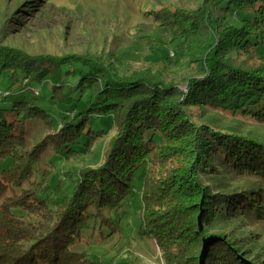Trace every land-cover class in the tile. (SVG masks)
Here are the masks:
<instances>
[{"label": "trees", "instance_id": "1", "mask_svg": "<svg viewBox=\"0 0 264 264\" xmlns=\"http://www.w3.org/2000/svg\"><path fill=\"white\" fill-rule=\"evenodd\" d=\"M199 11L204 39L193 59L199 68L185 78L184 92L171 82L164 84L152 65L144 74L137 69L122 72L89 53L71 55L81 60L75 67L66 64L68 56L30 55L0 46V68H12L28 83L49 82L51 99L66 112L54 127L35 96L0 107V187L8 183L15 188L0 203V264H102L81 246L82 233L90 224L118 230L109 213L131 193L132 176L142 164L139 233L156 242L167 264H251L208 231L214 211L239 207L259 215L264 187L213 193L199 174L213 170L211 158L219 157L225 167L251 173L264 186V141L193 125L183 112L197 106L264 123V0H204ZM238 12L247 16L233 24L225 21V14ZM185 17L187 13L169 19L175 26L172 34L182 38L177 57L196 31ZM71 75L78 77L66 84L65 77ZM7 92L0 101L11 94ZM100 116L111 117L107 130L93 128L91 119ZM37 122L49 132L28 149ZM110 132L102 162L68 173L73 183L67 194L60 183L54 190L53 168L46 173L40 166L46 145L75 155L80 153L75 146L84 140L89 153L93 141ZM6 158L11 162L4 166ZM177 158L179 167H166ZM16 190L21 193L15 195ZM251 195L261 202L256 204ZM29 214L43 221L31 222ZM78 244L80 249L75 248Z\"/></svg>", "mask_w": 264, "mask_h": 264}, {"label": "rangeland", "instance_id": "2", "mask_svg": "<svg viewBox=\"0 0 264 264\" xmlns=\"http://www.w3.org/2000/svg\"><path fill=\"white\" fill-rule=\"evenodd\" d=\"M203 2L204 0H0V46L22 49L30 55L45 54L56 58L68 56L66 64L73 62L71 64L75 67L76 61L81 60L70 56L89 53L93 57H102L106 65H115L122 72L137 69L144 74L148 66L152 65L154 68L151 70L158 71L157 76L164 84L171 82L176 85L177 90L184 92L187 89L185 78L196 74L199 68V63L193 59L204 39V29H200L202 18L199 16L202 15L199 7ZM181 13H187L185 18L191 20L190 24L196 31L189 34L188 44H185L181 56L177 57L174 52L179 50L182 38L172 34L175 26L169 19H174L175 15L180 16ZM217 13L220 14V11L215 10L214 14ZM233 14H225L227 23H237L244 15L247 16L240 12L235 16ZM194 22H198V25ZM252 64L258 65L259 61L253 60ZM12 71L9 67L0 68V97L7 91L11 92L9 96L1 98L0 107L9 108L14 101L28 100L35 96L40 106L51 115L53 126H58L66 112L64 105L51 99V84L28 83L23 81L20 74L17 77ZM77 77L66 76V84H71ZM183 113L193 125L203 123L264 141V123L197 106H190ZM91 121L94 129L107 130L111 125L110 116L93 117ZM48 132L45 125L41 126L37 122L29 134L28 149ZM111 134L96 138L89 153L84 140L75 146L74 150L80 152L75 155H67L65 150L54 152L51 145H46L39 156L40 166L46 173L53 168L50 181L54 190L60 183L62 191L67 194L73 183V178L68 173L79 169L83 164L88 167L100 164ZM10 162L11 159L6 158L2 165L6 166ZM223 162L219 157L211 158L213 170L199 174L200 181L208 184L211 192L240 194L251 188L261 190L264 187L259 177L227 168ZM179 165L178 158L166 163V167ZM144 170V164L136 169L131 179V193L119 208L109 213L116 219L118 230L90 224L83 231V242L80 245L86 248L90 258L99 260L102 264H113L110 263L112 260L118 264H167L156 242L139 233ZM165 173L164 170L161 171L162 175ZM13 190L15 188L8 183L2 184L0 203L6 196H11ZM15 193L18 195L21 191L16 190ZM251 197L256 204L261 202L257 196ZM220 211H214L209 235L226 240L240 257L251 264H264V208L257 209V212L260 211L259 215L253 214V210L246 211L239 207L227 213L224 209ZM36 214L28 215L31 222L41 220ZM75 248L80 249L79 244ZM202 249L201 247L200 252Z\"/></svg>", "mask_w": 264, "mask_h": 264}, {"label": "built area", "instance_id": "3", "mask_svg": "<svg viewBox=\"0 0 264 264\" xmlns=\"http://www.w3.org/2000/svg\"><path fill=\"white\" fill-rule=\"evenodd\" d=\"M8 94V92H6L4 95H7ZM3 96V95H2Z\"/></svg>", "mask_w": 264, "mask_h": 264}]
</instances>
